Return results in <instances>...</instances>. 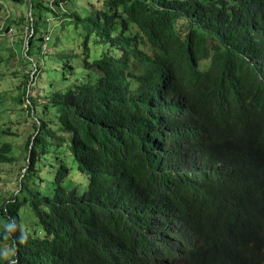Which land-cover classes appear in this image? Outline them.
<instances>
[{"label":"trees","instance_id":"trees-1","mask_svg":"<svg viewBox=\"0 0 264 264\" xmlns=\"http://www.w3.org/2000/svg\"><path fill=\"white\" fill-rule=\"evenodd\" d=\"M51 2L2 28L44 94L0 264H264V0Z\"/></svg>","mask_w":264,"mask_h":264},{"label":"rangeland","instance_id":"rangeland-1","mask_svg":"<svg viewBox=\"0 0 264 264\" xmlns=\"http://www.w3.org/2000/svg\"><path fill=\"white\" fill-rule=\"evenodd\" d=\"M37 1L38 0H0V55L3 57V61L0 63V143L6 142L9 144L11 151L8 153V156L14 158L13 162L5 164L2 166V169H0V199H7L6 201L10 200L9 196L12 193L19 191V180L25 171L23 167L24 161L21 158L25 153L22 149L24 143L23 132L27 130V121L30 122L32 120V118H28V115H26L27 108L30 105L28 98L33 97L32 95H36L38 92L44 94V91H41V89H28L25 95H23L24 102L21 103V108L18 106V102L15 100L20 95L21 89H19L18 92L16 90L17 87L14 86L20 75L14 77V73L21 68L19 60L21 56H23V48L18 42H12V45H6V42L20 37L21 31L17 30L15 31V35H13V29L2 33V28L8 25L13 26L20 19H23V22H26V20L31 21L29 10L33 18L38 21L39 7L38 4H36ZM51 1L52 0H43L44 6L52 9L48 4V2ZM80 2L83 4L84 0H80ZM95 3L96 0H93L91 5H95ZM51 4L53 3L51 2ZM63 6L64 1L56 6L59 12H64L65 9ZM56 7L54 8L56 9ZM51 15V12L46 10L42 15L43 21H39L38 23L40 26L44 27L45 30H47L52 23ZM53 22H55V20H53ZM57 34L58 33L55 32L52 35V37H54L53 39H56ZM52 37L48 38L49 41L52 40ZM65 38L66 36L64 35V39ZM48 39H46L45 42H48ZM70 45L71 44H63L65 48L63 53L69 54L68 47ZM10 51H13V55L9 53ZM46 76L47 75H45L44 78L43 73L44 79H46ZM39 77L42 79L41 75H39ZM34 79L33 76V80ZM44 83L47 82L44 80ZM46 100L47 99H43V102H46ZM2 130H6L7 133L4 134Z\"/></svg>","mask_w":264,"mask_h":264},{"label":"clouds","instance_id":"clouds-1","mask_svg":"<svg viewBox=\"0 0 264 264\" xmlns=\"http://www.w3.org/2000/svg\"><path fill=\"white\" fill-rule=\"evenodd\" d=\"M30 16H31V12H29ZM25 238H20V243H24Z\"/></svg>","mask_w":264,"mask_h":264}]
</instances>
